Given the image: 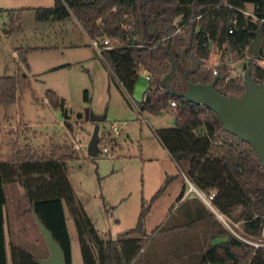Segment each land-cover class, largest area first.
<instances>
[{
  "label": "trees",
  "instance_id": "trees-1",
  "mask_svg": "<svg viewBox=\"0 0 264 264\" xmlns=\"http://www.w3.org/2000/svg\"><path fill=\"white\" fill-rule=\"evenodd\" d=\"M27 9H34L40 21L74 15L90 37H108L110 42L105 44L101 56L123 92L131 94L140 72L146 71L150 78L138 102L140 111L154 115L170 112L175 126L180 129L174 137L182 139L187 138L188 125L194 124L197 142L205 143L192 150V158L199 163L203 158L216 160L236 180L245 197L236 219L243 220L245 236L255 239L261 236L264 164L260 156L251 143L225 129L216 111L178 95L171 83L178 80L181 90H186L184 73L188 80L203 83H210L219 75L216 83L219 92L241 94L243 72L247 69L261 82L264 64L259 60L264 57V0H54L50 6L1 7L0 15L9 23L4 27V35L11 36L22 29ZM261 23L262 54L256 56L247 49ZM38 48H19L26 65V53ZM214 51L219 53L216 65L209 62ZM233 53L242 59L243 71L230 76L228 63ZM187 62L191 66H187ZM31 85L29 75L22 70L0 75V104L8 106L16 102ZM166 86L175 92L168 91ZM46 96L53 106L63 109L67 118L65 124L71 128L65 99L51 88L47 89ZM84 96L89 98L87 89ZM24 141L23 144L14 141L8 157H0V264H9L5 185L13 183L23 187L29 205L26 212L36 215L60 243L66 264H73L67 211L77 229L83 264H131L146 243L145 222L151 203L166 189L171 176L166 177L149 201L142 198L133 227L124 233L102 236L77 197L69 176V162L78 157L75 151L67 143L52 142L48 150H39L28 137ZM232 208L230 204L225 211L230 212ZM227 233L228 239L207 248L198 264H264V245L250 244L230 230ZM10 255L11 264H41L34 253L12 240Z\"/></svg>",
  "mask_w": 264,
  "mask_h": 264
},
{
  "label": "rangeland",
  "instance_id": "rangeland-1",
  "mask_svg": "<svg viewBox=\"0 0 264 264\" xmlns=\"http://www.w3.org/2000/svg\"><path fill=\"white\" fill-rule=\"evenodd\" d=\"M24 2L18 6H50L54 0ZM8 4L0 0V8L12 6ZM8 26L7 18L0 15V75L22 70L29 75L32 85L20 94L16 102L8 106L0 104V157H8L13 142L23 144L25 137L39 150H48L52 142L69 144L78 155L69 162L73 188L102 236L124 233L133 227L140 213L142 198L149 201L166 179L165 173L169 172L170 187L168 184V189L153 205L147 220L149 233L146 243L131 264H159L162 258L172 259L173 264H198L199 257L193 253L175 254L172 251L175 235L169 230L162 229L151 235V228L162 220L163 210L168 209L173 197L180 193L184 173L191 177V172L184 167L179 155L180 150L190 151L205 143L202 140L197 142L194 124L187 127L186 136L189 139L185 136L182 139L180 136L174 137V133L180 129L175 126L170 112L160 115L141 112L138 102L142 100L149 83L146 72H140L131 94L123 92L110 67L91 45L90 36L73 16L40 21L34 9H27L20 31L6 36L2 32ZM20 47H39L26 53L28 65L22 59ZM218 60L219 53L214 51L209 62L216 65ZM260 62L264 64V57ZM186 65L191 66V63L187 62ZM242 71V59L233 53L228 72L231 76ZM49 88L65 99L71 128L65 124L67 118L63 109L49 102L46 96ZM86 89L88 99L84 96ZM93 116L103 118L96 121ZM114 121L122 127L119 137L115 138L116 155L107 157L98 146L100 153L93 159L88 154V145L94 127L99 125L101 138L109 133ZM169 153L182 164L184 173H174L176 165ZM194 183L199 190L208 194L207 190ZM13 184L10 188L7 185L5 208L9 264L11 240L34 253L38 259H44L48 257L49 249L34 215L26 212L29 205L23 187ZM176 200L173 203L175 206L171 205L173 208L168 214L172 216L165 226L175 222L182 210L191 207V202H185L177 208ZM212 205L226 215L238 234L244 235L241 225H235L216 199L212 200ZM67 222L72 235L73 264H83L77 229L68 211Z\"/></svg>",
  "mask_w": 264,
  "mask_h": 264
},
{
  "label": "crops",
  "instance_id": "crops-1",
  "mask_svg": "<svg viewBox=\"0 0 264 264\" xmlns=\"http://www.w3.org/2000/svg\"><path fill=\"white\" fill-rule=\"evenodd\" d=\"M3 1L9 3L8 5H12L11 7H6V8L34 7V6H23V5L18 6L20 4L26 3L24 2V0H3ZM71 16H73V18H75V20H77V22L80 23L74 15ZM171 84L172 86L175 87V89L177 88V91H182L181 83L178 80L172 82ZM196 139L199 140L198 138ZM192 152H193L192 150H190L189 152L181 150L179 152V155L184 163V167L188 168L189 171L191 172L190 178L183 172L182 164L176 162L175 159H173V157L169 153L170 158L174 161L176 165V169L174 173L177 174L178 173L177 171L183 172L184 180L182 181V183H180V188H179L180 193L178 194L177 192L176 195L173 197L174 200L172 199L171 204L169 203L170 205H168L169 207L167 206L168 209L163 210L162 220L151 228L153 230L151 235L152 236L153 234L155 235L156 232L162 229L169 230L170 233L175 235L174 238L175 243L172 251L175 254L191 252L195 255V257H199V261H200V257L206 251L207 248H209L211 245L224 242L228 239L227 232L230 229L228 228V226H226L224 221L219 216L218 213L221 212L216 210L214 207L209 206L208 203L198 194L197 191H199L200 188L197 185H195L194 182L198 183L201 189L207 190L208 192L212 190L216 191L217 196L215 197V199L221 206V209L228 216L231 217L234 223H238L239 227L240 225L242 227L243 220L241 219L237 220L236 217L242 208V204L245 197L244 194L238 188L237 183L227 173V171L224 169V167L221 164H219L215 160L207 159V158H203L199 163L197 160H194L192 158L191 156ZM168 173L169 172L165 173V177L168 176ZM170 184L171 183H169L168 188L170 187ZM190 184L194 185L197 191L195 189H191ZM7 185H9L8 188H10L14 184L5 185L6 197L8 199ZM168 188L166 187V189ZM166 189L158 197H156L151 203L145 222V229L147 231V234L149 233L147 228L148 216L151 212V209L153 208V205L158 199H160L161 195L166 191ZM193 193L196 194V196H194ZM153 194L150 196V198L153 196ZM175 199H178L176 200L178 203L177 208H179L185 202H191V207L187 208L186 210H182L181 213H179L178 216L176 217L177 219L175 222L171 223L169 226H165V222H167L172 216L169 215L168 213L175 206V204H173L175 202ZM172 204L173 207L171 206ZM230 204H233L232 211L226 212L225 208L228 207ZM69 233L72 242V235L70 230ZM109 235H114V234H109ZM6 239H7V232H6ZM159 264H173V260L169 258L168 259L162 258Z\"/></svg>",
  "mask_w": 264,
  "mask_h": 264
},
{
  "label": "water",
  "instance_id": "water-1",
  "mask_svg": "<svg viewBox=\"0 0 264 264\" xmlns=\"http://www.w3.org/2000/svg\"><path fill=\"white\" fill-rule=\"evenodd\" d=\"M263 23L260 24L256 37L248 46V53L256 56L262 54ZM221 76L215 75L210 83L193 82L187 79L186 73L183 80L187 89L173 91L168 86L167 90L185 97L197 104H203L219 115L226 130L234 133L240 139L253 145L264 164V83L256 81L250 69L244 74V90L241 94L221 93L216 88V83ZM102 116H93L98 121ZM99 125L96 124L88 145V154H99ZM38 228L49 249L48 257L39 259L41 264H66L64 250L54 238L52 232L34 215Z\"/></svg>",
  "mask_w": 264,
  "mask_h": 264
},
{
  "label": "built area",
  "instance_id": "built-area-1",
  "mask_svg": "<svg viewBox=\"0 0 264 264\" xmlns=\"http://www.w3.org/2000/svg\"><path fill=\"white\" fill-rule=\"evenodd\" d=\"M229 31L232 32L233 28L231 27L229 29ZM90 42H91V45H93L95 47V49L98 51V53L101 54L105 44H108L110 42V39L108 37H103V38L91 37ZM214 73H217V69H214ZM147 77L150 78V76L148 74H147ZM260 83H264V76H263L262 81ZM171 103H172V105H174L175 101H172ZM121 130H122V127L116 121H114L111 123L109 133H107L106 136H102L101 137L102 140L100 138L98 146L101 149L100 151L103 152L105 154V156L111 158V157H114L116 155L115 154V147L117 146V139H115V138L119 137ZM110 134H112V136ZM100 151H99V153H100ZM190 188L195 189L197 191L196 187L192 184H190ZM197 192L208 203L209 206L213 207L212 200H214L215 197L217 196L216 191L212 190V191L208 192V194H206L205 192H202L200 190ZM218 214L221 217V219L224 221L226 226H228V228L237 237H239L240 239H242V240H244L250 244H253L255 246L264 245V225L262 227V232H261L260 237H258L256 239L255 238H248L245 235H240L235 231V229L229 224L228 219L226 218V215L224 213H218ZM235 225L238 226V223H235Z\"/></svg>",
  "mask_w": 264,
  "mask_h": 264
}]
</instances>
